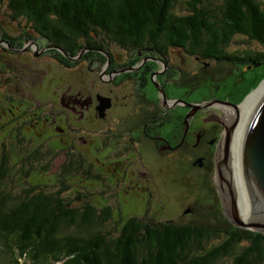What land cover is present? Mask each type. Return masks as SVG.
<instances>
[{"label": "trees", "instance_id": "1", "mask_svg": "<svg viewBox=\"0 0 264 264\" xmlns=\"http://www.w3.org/2000/svg\"><path fill=\"white\" fill-rule=\"evenodd\" d=\"M7 2L19 22L22 17L30 19L36 32L57 50L73 56L86 47L104 50V43L96 41L91 33L102 30L124 48L151 49L162 57L171 49H178L180 58L194 54L220 62L244 63L247 68L264 66V52L227 51L237 34L264 44V2L260 0H182L181 4L179 0ZM180 5L185 6L186 12L178 13ZM28 30L27 25L20 33L25 36ZM21 44L23 47L26 43ZM6 57V52L0 54V264H264V233L231 222L211 178L199 190L207 187L209 191L203 197L217 200L211 204L212 212L226 227L167 218L173 210L166 211L165 205L148 198L137 181L128 182L126 189H121L123 181L118 174L122 169L114 167L115 161L110 160L108 152L104 154L106 146L122 142L121 135L110 127L102 132L90 131L89 125L79 127L75 123L77 112L60 99L64 85L71 84L72 77L61 71L51 82L44 83L45 74L43 77L41 73L46 70L40 69L34 72L40 74L28 94L19 87L17 75L10 74L12 67ZM193 79V74L185 70L182 87L186 89L182 92L186 96L201 77ZM37 83L42 91L35 90ZM113 83L115 78L110 85ZM24 85L28 86V81ZM69 87L76 90L73 84ZM49 91L55 96L44 98L43 93L48 95ZM186 109L183 107L180 113ZM174 120L173 132L181 122ZM165 123L159 119L157 125ZM87 148L103 153L93 156ZM63 153L61 165L54 171ZM108 163L112 166L106 167ZM126 170L128 165L124 174ZM213 170L202 174L211 175ZM190 178L184 181L186 186L195 181V176L192 182ZM102 181L112 186L119 184L117 192L107 196L119 197L117 208L101 206L107 194L97 197L93 192L91 184ZM131 188L143 191L144 197L135 208H126L127 201L134 199L126 195ZM196 199H200L199 194ZM200 202L205 203L203 199ZM151 209L154 213L147 214ZM192 211L190 206L183 213ZM221 234L220 243H208Z\"/></svg>", "mask_w": 264, "mask_h": 264}, {"label": "rangeland", "instance_id": "2", "mask_svg": "<svg viewBox=\"0 0 264 264\" xmlns=\"http://www.w3.org/2000/svg\"><path fill=\"white\" fill-rule=\"evenodd\" d=\"M221 0H213V2H220ZM261 2H264V0H260ZM180 4L182 3V0H179ZM185 6L180 5L177 10L178 13H183L185 11ZM0 25L6 26L4 29H6V32L10 31L9 34L14 38L15 42L14 44H19V46H22L21 41L23 43H26L27 47H30L29 53H22V51H14L10 52L6 58H9L12 71H9L11 75L15 76L17 75L16 79L19 80V87L23 89L26 93L29 94V88L32 87V82L38 79L39 72L34 73L35 71H39L40 69H45L46 71H43L41 73L42 75L45 74V81L44 83L51 82L55 76L58 73H61V71H66L70 77H72V80L69 82L71 84L64 85V89L72 85L79 89H82L84 92L91 91L92 93H102L106 94L109 86L107 80L109 79V76L106 75L104 78L106 80H100L98 78V75L102 71L106 72L105 70L110 66L111 59L108 57V52L113 51V55L116 59L115 63L122 64L126 59L127 56H129L132 52L127 51L126 48L122 47L121 45L117 44L114 40L109 39V36L105 34L102 30L97 31H91L93 38L96 39V41H100L104 43V51H95L92 49L82 48L80 49L77 54L74 56L71 55L69 52H64V50H57L51 42L46 39L45 36L41 35L39 32H35L33 30L32 37H30L31 40L27 41L23 37L19 41L17 40V37L23 36L21 33V28H17L16 25H18L20 22L16 18L15 12L12 10V8L9 7V3L7 0L4 3V0H0ZM24 16V15H23ZM25 18H28L25 16ZM21 22H26L27 25L33 24L30 19L25 20L24 17L19 18ZM21 32V33H20ZM1 35V32H0ZM2 36V35H1ZM7 37V36H5ZM26 41V42H25ZM80 41L83 44V40L80 39ZM85 42V41H84ZM6 43V42H5ZM0 48H2V44H0ZM228 52H242V53H262L264 52V44L256 41L255 39H250L246 37L244 34H237L232 39V42L230 45L227 46ZM134 53L131 54L133 59H136L135 57L140 58L137 50L133 51ZM3 51L0 49V54H2ZM33 54V55H31ZM157 54V53H156ZM155 54V55H156ZM38 55V56H37ZM180 53L178 49H171L169 54L165 56V59L162 58V55L159 54V68H164L165 66H172L173 68H176L174 72L171 73V78L169 82L166 84L169 91V96L172 97V99H184V101H187V103H191L192 111L187 114L186 121L189 123L194 124V127L199 126L198 117L205 114L206 108H213L216 109L215 112H218L216 118L211 117L213 120H208L204 122V124L201 122V126L199 128L200 131L202 130L203 126H213L214 132H208V139H211L215 137L218 132L220 134V138L217 140V137L215 138V143L213 146V149L210 150L206 149L205 146H202L201 148H196V150L189 149L184 150L183 152H188L187 157L184 158L182 156V159L178 158V154H170V153H164V149L162 151L158 150V145L154 140H144L141 146V150L135 155L129 154L125 150V146L129 143V135L132 134L134 137L136 133L131 132V127L135 126L136 123L134 121L128 122L127 119L137 117L138 115H141L140 109L135 108V112H133V108L126 107L122 108L121 111H115L114 116L112 113L109 112L107 114L105 110V116L101 118V116L96 114L91 117L93 112H91L90 116L85 117H79L78 114H75V123L80 127H85L89 125L87 128L90 131H94V129H99L100 132L108 130L109 127L113 129V132H117L119 135L123 137L122 142H120L118 145H108L106 146V154L109 153L108 157H111V161H115L114 167L124 169V166L128 165V170H126L128 174V178H125V181H123V185L121 184V189H126V183L137 181L142 186V189L148 193L147 197L154 199L157 205H165L164 208L167 211V208L173 210L171 212L173 213H167L169 217L167 218H173L179 222H202L205 225L211 223L213 226L219 228L226 227L225 224H221L220 220L217 218V214H214L212 212V209H214V206L211 205L213 201L217 203V200L214 199L212 196L209 199L206 196L208 193L207 187H202L200 190V186L202 184L210 183L209 178L213 180L214 185L217 189V192L219 194V198L221 199L220 195V178H219V169L217 166V162L219 161V148L223 147V140L226 138V132H227V123L229 126L231 125V120H227L228 117H226L227 114H230L231 112L235 115L237 114V108L233 106L232 104H240L239 110L242 104H244L248 98V96L256 92L263 84L264 82V66H259L256 68H247V64H240V63H232V62H220L218 60H209L204 59L197 55L187 56L184 55L182 58H180ZM102 56L103 61H99V57ZM35 57H37L35 59ZM62 58L64 61H66L67 65H62L61 61H59V58ZM160 58H162L160 60ZM35 59V60H34ZM183 59V60H182ZM97 61V62H95ZM94 62V63H92ZM162 62V63H161ZM240 62V61H239ZM242 63V61H241ZM253 63V62H252ZM168 64V65H167ZM207 66V67H206ZM98 67L97 75H94V72L91 70V68ZM185 68V69H184ZM15 69V71H14ZM185 70L190 71L189 74H193V80H197V77H201L200 81H195L193 83V89L192 91L187 92V96H184L183 90L186 88L182 87L184 84L183 79L185 78ZM209 72H208V71ZM85 75H90V77ZM133 75V74H132ZM124 76V75H123ZM122 76V77H123ZM134 76V75H133ZM44 77V75H43ZM113 75H110V78H112ZM205 77V78H204ZM160 79V78H159ZM116 80V79H115ZM118 81L123 80L122 78H117ZM28 81V86L25 87L24 83ZM164 82V80H162ZM39 83V82H38ZM34 84V88L36 91H42L39 84ZM151 83V82H150ZM117 85H114V91L115 95L120 96L122 99V94H129L131 91L137 86V83L135 82H129L126 79H124L123 82L116 83ZM87 85V86H86ZM152 85V84H151ZM185 85V84H184ZM85 86V87H84ZM153 86V85H152ZM189 86V85H188ZM84 87V88H83ZM159 87V86H157ZM191 87V86H189ZM63 89V90H64ZM62 90V92H63ZM12 91V90H11ZM135 92V90H133ZM13 92V91H12ZM61 92V93H62ZM37 93V92H36ZM43 93V92H42ZM49 94L46 95L43 93L44 98L54 97L55 94ZM59 93V95H61ZM183 94V95H181ZM122 96V97H121ZM58 98V96H56ZM172 99H163L160 97L159 92H156V101H155V110L160 112V114L164 113V109L171 108L172 112L174 113L177 110H181L183 108L184 103L180 100L175 101ZM216 99H219L221 101H215ZM215 101V102H214ZM119 106L121 105L122 101H119ZM44 106H48L47 103H42ZM60 104V102H59ZM165 104V105H164ZM256 104V102H255ZM252 104V105H255ZM57 105H55L56 107ZM132 106H133V100H132ZM62 108V106H61ZM110 108V107H109ZM107 108V110L109 109ZM196 110V115L193 114V109ZM60 110V108H59ZM98 110V109H97ZM113 111V110H109ZM252 111V109H251ZM95 112V111H94ZM230 112V113H229ZM176 113V112H175ZM226 114V115H225ZM241 114V111H240ZM108 115V116H107ZM242 115V114H241ZM239 115V118L240 116ZM80 119H78V117ZM108 118H107V117ZM106 117V118H105ZM191 118V119H190ZM175 116L173 118H169V114L167 113V116L164 117V121L166 122L159 128L157 126L153 132L158 133L159 135H165V136H172L173 135V127L176 125ZM229 119V118H228ZM223 122H221V121ZM236 121V119H235ZM234 117L232 121V125L235 123ZM246 123V122H245ZM85 124V125H84ZM206 124V125H205ZM84 125V126H83ZM215 133V134H214ZM93 142V141H92ZM210 146H212L210 144ZM88 152L92 154L93 156L98 155V152L102 155L103 151H97L92 152L91 149H88ZM210 150V151H209ZM204 151H207L208 154V161L206 166L204 167L202 165V162L198 159L199 153L203 154ZM163 152V155L161 153ZM180 152L181 154L183 153ZM198 152V153H197ZM65 154H61L57 166L53 169L54 171L57 170L59 165H61V160ZM92 159H95L93 157ZM196 165H195V164ZM112 165L108 163L106 167H111ZM113 167V168H114ZM230 167L231 163H230ZM112 168V169H113ZM117 168V169H118ZM211 169H214L211 175H206L202 173L210 172ZM232 172L233 169L231 168ZM111 171V169H110ZM143 173V174H142ZM202 174V175H201ZM193 179V176H195V181L190 178L192 184L190 186H186V182H184L187 178ZM234 182V181H233ZM235 183V182H234ZM75 187L80 188L79 185H75ZM91 187L94 189L95 195L98 197L100 195L107 194L105 196L106 202L102 203L101 206L105 207V205L109 204V206L113 208H117L116 205L118 204L119 197H113L109 198L108 193H115L117 192L118 186H112L109 182L102 181L98 184H91ZM236 187V184L235 186ZM193 188H197L196 190H193ZM82 189V188H80ZM132 189V188H131ZM238 191V189L236 188ZM76 191V189H74ZM205 192V193H204ZM199 194V198L203 199L205 201V205L200 202V199H196V197ZM239 194V192H238ZM128 197H133L134 199L127 201L125 204L126 208L132 207L135 208L136 202H138L140 199L144 197L143 191H135L131 190L126 193ZM202 196V197H201ZM72 197L74 195L72 194ZM123 197V196H122ZM124 198V197H123ZM139 198V199H136ZM108 199V200H107ZM208 202V203H207ZM222 205L224 207V202L221 199ZM140 206V205H139ZM193 208L194 211L190 213H183V210L186 207ZM152 208V206L150 207ZM153 210H149L147 214L151 215L153 214ZM223 235L221 234L219 237L211 238L208 242L211 246L216 245L217 243H220L223 239Z\"/></svg>", "mask_w": 264, "mask_h": 264}, {"label": "flooded vegetation", "instance_id": "3", "mask_svg": "<svg viewBox=\"0 0 264 264\" xmlns=\"http://www.w3.org/2000/svg\"><path fill=\"white\" fill-rule=\"evenodd\" d=\"M20 22L18 25H16L17 28H21L20 30L25 29L26 24L23 25ZM6 26L0 25V44H2V51L6 52L7 55L10 52L14 51H22V53H29L30 47H27L26 44L22 47L19 46V44H14V38L9 34L10 31L6 32V29H4ZM32 27V30H31ZM28 30L27 35L25 36H20L17 37V40L19 41L20 38H25V40L29 41L31 40L30 37H32L33 30L36 32L37 30L35 29L34 23L31 25H28ZM34 28V29H33ZM7 36V37H5ZM6 42V43H5ZM127 51L132 52L133 54L135 50H137L140 58L135 57L136 59H133L131 54L127 56V59L122 63H115L116 59L114 55H111V64L110 66L105 70L106 72L102 71L100 73V78L103 80H106L104 77L106 75L109 76V79L107 82L109 83V91L107 89V93L105 94L106 96L110 97V103L111 106L108 110H106L107 114L112 113L114 116L115 111H121L122 108L125 106L126 107H131L133 108V112H135V108L140 109L141 115H138L137 117H133L130 119H127L128 122L134 121L136 123L135 128L134 126L131 127V131L134 130L136 135L134 137H129L132 139V144L128 143L127 146H125V150L129 152V154H137L141 150L140 144L144 142V140H154L157 145H158V150L162 151L164 149V153H170V154H178V158L182 159V156L184 160L187 157L188 152H183L184 150H189L192 149L196 150V148H201L202 146H205L206 149L212 150L214 143H215V138L213 137L211 139H208V132H214L213 126H203L202 130H199L201 126V122L204 124L203 121L206 120H213L211 117L217 116L218 112H215L213 108H206L205 109V114L201 115L198 117L199 126L194 127V124L189 123L186 121V116L192 111V106L190 105L191 103H187V101H184V99H172V97L169 96V91H168V86L166 85L170 78H171V73L174 72L176 68H173L172 66H165L164 68H159V54L160 52L154 51L151 49H144V48H126ZM104 51V50H102ZM66 52V51H64ZM67 53V52H66ZM157 53V54H156ZM156 54V55H155ZM38 56V55H37ZM73 56V55H72ZM190 56V55H189ZM165 59V57H162ZM160 58V60L162 59ZM61 61L62 65H67L66 61H64L61 57L59 58ZM99 61H103L102 56L99 57ZM97 62V61H95ZM94 63V62H92ZM162 63V62H161ZM261 66V65H259ZM262 67V66H261ZM98 67L91 68V70L94 72V75H97ZM2 70L0 69V72ZM190 71H187V74H189ZM134 76H133V75ZM110 75H113L112 78H110ZM124 75V76H123ZM123 76V77H122ZM189 76V75H187ZM115 80V84L118 82H123L124 79H126L129 82H135L137 83V86L133 89L135 92L132 90L131 93L129 94H122L123 98L121 99L120 96L115 95L114 85L112 84V80ZM117 78H122L123 80L118 81ZM160 78V79H159ZM164 80V82H162ZM151 82V83H150ZM153 86H152V85ZM117 85V84H116ZM159 86V87H157ZM114 88V89H113ZM156 92H159V95L161 98L165 99H172L175 101L180 100L181 102L184 103L183 107L187 108L186 112L180 113L181 111L177 110L173 113L171 108L164 109V113L162 114H157L155 111V101H156ZM100 94L97 93H92L91 91L89 92H84L82 89H77L74 90L72 87L65 88L63 90L62 96L60 97L61 102L65 104L70 110L77 112L80 117H85L90 116L91 112L93 114L91 117H93L96 114L97 106H98V101H97V95ZM184 94V93H183ZM181 94V95H183ZM121 96V97H122ZM185 96V95H184ZM119 101H122L121 105L119 106ZM132 100H133V106H132ZM218 101V100H215ZM214 101V102H215ZM165 105V104H164ZM113 110V111H109ZM196 110L193 109V114L191 115H196ZM95 111V112H94ZM136 113V112H135ZM167 113L169 114V118L175 116V118H178L180 124L177 127V130L173 132V135L171 136H165V135H159L158 133L153 132L155 128L158 126V120L164 121V117L167 116ZM137 114V113H136ZM226 115V114H225ZM108 116V115H107ZM106 116V117H107ZM171 116V117H170ZM105 117V118H106ZM108 118V117H107ZM237 118V115L234 117V121ZM191 119V118H190ZM233 120V119H232ZM138 125V126H137ZM206 125V124H205ZM137 126V127H136ZM142 127H145L143 130L141 129ZM162 126V125H159ZM111 128V127H110ZM134 128V129H133ZM140 128L141 130H136ZM113 130V129H112ZM209 130V131H208ZM110 133V132H109ZM124 137V136H123ZM121 136V138L123 139ZM219 139V138H218ZM217 139V140H218ZM88 143V139L85 141ZM210 144L212 146H210ZM209 150V151H210ZM183 152L182 154L180 152ZM163 152L161 153L160 156L163 155ZM205 153L201 154L199 153L198 159L202 162V165L205 167L208 161V154L207 151H204ZM198 153V152H197ZM195 164V163H194ZM196 165V164H195ZM127 166V165H126ZM126 166H124V169H126ZM124 169L121 170L118 174V178L122 179V181H125V178H128V174H124Z\"/></svg>", "mask_w": 264, "mask_h": 264}, {"label": "water", "instance_id": "4", "mask_svg": "<svg viewBox=\"0 0 264 264\" xmlns=\"http://www.w3.org/2000/svg\"><path fill=\"white\" fill-rule=\"evenodd\" d=\"M110 99V97L98 96L99 104L97 108L101 117L105 116V110L111 106ZM232 105L237 108L238 115L233 125L229 126L227 123L226 138L223 140L224 145L218 151L220 159L217 166L221 181V191L219 193L224 202L226 215L231 219V222L239 227L255 229L264 233V92L246 120L240 150L241 177L247 195L246 199L249 203L247 219L243 217L240 211V195L234 187L233 172L229 162L232 138H234L235 131L240 123V104Z\"/></svg>", "mask_w": 264, "mask_h": 264}, {"label": "bare ground", "instance_id": "5", "mask_svg": "<svg viewBox=\"0 0 264 264\" xmlns=\"http://www.w3.org/2000/svg\"><path fill=\"white\" fill-rule=\"evenodd\" d=\"M264 92V82L262 86L256 91L251 93L246 102L241 105L240 111H241V116H240V123L239 126L237 127L235 131L234 138H232V149L230 150V163L233 168V173H232V179L236 184V188L238 189L239 192V204H240V211L245 219L248 218V213H249V203L247 202V195L245 192V189L243 187V180L241 177L242 171H241V159H240V150H241V144H242V139L244 136V129L246 127V120L251 112V109L255 106L252 104H257L258 100L260 99L261 94ZM230 113V112H229ZM238 115V112L237 114ZM234 113L227 114L226 117L227 120H231L232 124V119L233 117L236 116Z\"/></svg>", "mask_w": 264, "mask_h": 264}]
</instances>
